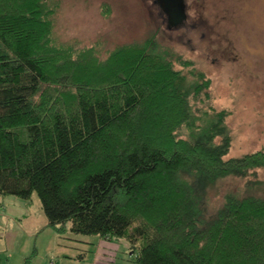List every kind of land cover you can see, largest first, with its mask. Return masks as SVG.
Returning <instances> with one entry per match:
<instances>
[{
    "label": "trees",
    "instance_id": "obj_1",
    "mask_svg": "<svg viewBox=\"0 0 264 264\" xmlns=\"http://www.w3.org/2000/svg\"><path fill=\"white\" fill-rule=\"evenodd\" d=\"M58 8L0 0V195L36 193L49 226L125 239L135 264H264V148L227 158L230 111L191 103L211 80L188 84L158 31L104 59L58 43ZM232 177L209 212L203 189Z\"/></svg>",
    "mask_w": 264,
    "mask_h": 264
},
{
    "label": "rangeland",
    "instance_id": "obj_2",
    "mask_svg": "<svg viewBox=\"0 0 264 264\" xmlns=\"http://www.w3.org/2000/svg\"><path fill=\"white\" fill-rule=\"evenodd\" d=\"M187 3L189 20L202 15L211 28L202 30L208 33L182 25L169 30L156 0H59L55 39L58 43L94 47L104 59L117 46L142 41L158 31V40L175 55V67L188 84L195 81L194 69L211 80L209 96L191 98L194 112L230 111L226 124L232 142L227 158L264 148V0ZM178 56L192 64L183 65L176 60ZM181 134L187 136L188 129L183 128ZM257 174L264 180V169ZM248 179L232 177L206 186L207 210L214 213L224 203L225 195L242 190ZM101 239L71 230L59 233L49 226L36 193L30 199L0 195V264H92ZM113 242L117 254L112 264H135L130 253V263L125 261L129 258L126 242Z\"/></svg>",
    "mask_w": 264,
    "mask_h": 264
},
{
    "label": "flooded vegetation",
    "instance_id": "obj_3",
    "mask_svg": "<svg viewBox=\"0 0 264 264\" xmlns=\"http://www.w3.org/2000/svg\"><path fill=\"white\" fill-rule=\"evenodd\" d=\"M186 9L188 10L187 0H184V5H182L177 0L169 3L167 11L162 10L164 13V19L167 22V28L169 30H173V29L178 30L179 26L182 25L184 27H187L188 29H192V31L193 30L201 31V34L208 33V30L211 28L208 29V25L205 23L203 16L198 14L197 16L189 20V16L187 15ZM203 27H205L208 30L203 32L204 31L202 30ZM211 43H213V40H211Z\"/></svg>",
    "mask_w": 264,
    "mask_h": 264
},
{
    "label": "crops",
    "instance_id": "obj_4",
    "mask_svg": "<svg viewBox=\"0 0 264 264\" xmlns=\"http://www.w3.org/2000/svg\"><path fill=\"white\" fill-rule=\"evenodd\" d=\"M102 239H101L102 242H104L105 244L103 246H101L102 242H100L99 252L96 255L95 262L93 261L92 264H98V263L99 264H112V260L114 258V255L117 254V251L114 252L115 243L113 241H116V242L125 241L126 243H125V247L124 248H125L126 254L128 255L130 253L133 256L132 250L130 249V243L127 240H125V239H121V240H109V239H105V238H102ZM86 257L87 256H85V258ZM131 258L132 257L129 256V258L127 260H125V261H127L128 263H130ZM55 262H56L55 264H58L57 261H55ZM131 262L134 263L133 262V259L131 260Z\"/></svg>",
    "mask_w": 264,
    "mask_h": 264
},
{
    "label": "water",
    "instance_id": "obj_5",
    "mask_svg": "<svg viewBox=\"0 0 264 264\" xmlns=\"http://www.w3.org/2000/svg\"><path fill=\"white\" fill-rule=\"evenodd\" d=\"M175 0H157L158 4H160L162 10L167 11L169 3ZM179 1L182 5H184V0H177Z\"/></svg>",
    "mask_w": 264,
    "mask_h": 264
}]
</instances>
